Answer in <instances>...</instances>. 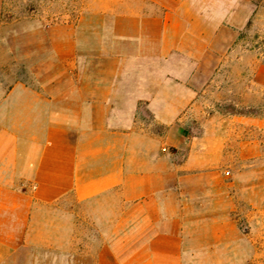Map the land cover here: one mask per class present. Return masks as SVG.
<instances>
[{
    "label": "crops",
    "instance_id": "obj_1",
    "mask_svg": "<svg viewBox=\"0 0 264 264\" xmlns=\"http://www.w3.org/2000/svg\"><path fill=\"white\" fill-rule=\"evenodd\" d=\"M253 13L251 0H89L48 73L0 82V264H79L86 218L47 217L64 202L98 228L92 264H222L239 234L214 105L264 106V83L241 103L220 88Z\"/></svg>",
    "mask_w": 264,
    "mask_h": 264
},
{
    "label": "rangeland",
    "instance_id": "obj_2",
    "mask_svg": "<svg viewBox=\"0 0 264 264\" xmlns=\"http://www.w3.org/2000/svg\"><path fill=\"white\" fill-rule=\"evenodd\" d=\"M88 1L0 0L2 85L8 87L18 81L33 83L39 73H48L57 62V43L63 37H70L73 27L87 11ZM251 2L254 13L246 26L239 30L240 60L229 62L219 72L223 78L220 88L228 96L234 93L240 103L252 80L264 83V0ZM255 87L257 98L263 96L264 90ZM214 108L223 121L225 179L230 182L228 186L233 197L231 218L239 234L230 247H225L222 264H264V126H249L232 117V114L252 113L257 118H264V106H237L228 97L215 102ZM190 132L200 134L201 130L195 126ZM64 203L67 210L51 206L47 217L53 219L52 222L57 218H86L76 225L75 233L84 238L80 242L84 252L78 262L92 264L95 259L87 256L88 236H98V228L88 225L85 209L76 206L73 210L71 202ZM50 229L56 233L54 225ZM67 229L71 232V227ZM201 260L212 264L211 259Z\"/></svg>",
    "mask_w": 264,
    "mask_h": 264
}]
</instances>
